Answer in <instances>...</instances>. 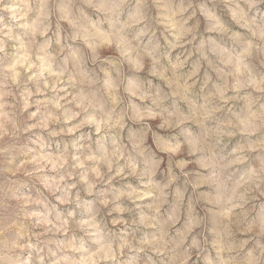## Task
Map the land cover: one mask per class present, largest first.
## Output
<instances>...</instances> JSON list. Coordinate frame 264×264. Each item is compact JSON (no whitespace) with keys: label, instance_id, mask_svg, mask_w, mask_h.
I'll return each instance as SVG.
<instances>
[{"label":"clouds","instance_id":"obj_1","mask_svg":"<svg viewBox=\"0 0 264 264\" xmlns=\"http://www.w3.org/2000/svg\"><path fill=\"white\" fill-rule=\"evenodd\" d=\"M0 264H264V0H0Z\"/></svg>","mask_w":264,"mask_h":264}]
</instances>
